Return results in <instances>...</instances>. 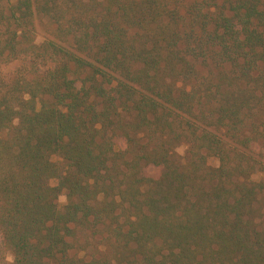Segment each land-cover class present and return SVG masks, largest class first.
I'll return each instance as SVG.
<instances>
[{"label": "trees", "instance_id": "trees-1", "mask_svg": "<svg viewBox=\"0 0 264 264\" xmlns=\"http://www.w3.org/2000/svg\"><path fill=\"white\" fill-rule=\"evenodd\" d=\"M263 221L264 0L0 1V264H264Z\"/></svg>", "mask_w": 264, "mask_h": 264}, {"label": "rangeland", "instance_id": "rangeland-1", "mask_svg": "<svg viewBox=\"0 0 264 264\" xmlns=\"http://www.w3.org/2000/svg\"><path fill=\"white\" fill-rule=\"evenodd\" d=\"M1 3H5L6 0H0ZM11 1H15V0H11ZM185 155V147L183 146H180V147H177L176 149L173 150V153H172V158L176 161V162H179V163H182L183 162V157ZM54 162H58L59 160L55 157L52 158ZM208 165L214 167L216 166L217 164V161L216 159L214 158H208V161H207ZM259 175L258 176H254V179L257 180L259 179ZM51 185L54 186L56 185V182L55 181H51ZM59 204L60 205H63L64 204V199L61 197L60 200H59ZM264 227V221L262 222L261 224V227ZM84 235H82L83 237Z\"/></svg>", "mask_w": 264, "mask_h": 264}]
</instances>
